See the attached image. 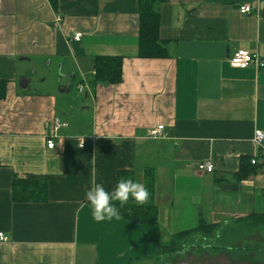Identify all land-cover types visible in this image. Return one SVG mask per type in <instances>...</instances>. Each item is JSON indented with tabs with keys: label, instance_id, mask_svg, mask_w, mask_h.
Instances as JSON below:
<instances>
[{
	"label": "crops",
	"instance_id": "1",
	"mask_svg": "<svg viewBox=\"0 0 264 264\" xmlns=\"http://www.w3.org/2000/svg\"><path fill=\"white\" fill-rule=\"evenodd\" d=\"M244 4L252 14L239 13ZM159 9L169 56L144 59L137 0H0V264H151L172 246L216 249L240 227L262 229L264 141L254 137L264 133V67L229 59L249 51L264 62V3L168 0ZM98 56L123 58L120 84L95 81ZM75 85L84 87L79 107L64 96ZM55 118L67 126L50 149ZM157 125L167 137L149 139ZM256 157L263 168L240 181L242 159ZM205 162L213 172L198 170ZM149 170L156 224L92 219L85 191H111L123 173L145 186ZM29 181L45 199L14 198Z\"/></svg>",
	"mask_w": 264,
	"mask_h": 264
},
{
	"label": "trees",
	"instance_id": "2",
	"mask_svg": "<svg viewBox=\"0 0 264 264\" xmlns=\"http://www.w3.org/2000/svg\"><path fill=\"white\" fill-rule=\"evenodd\" d=\"M138 1V15H139V51L138 57L144 59L153 58H167L169 56L166 49V42L159 38V30L161 26L160 5L168 0H137ZM264 3V0H262ZM94 74L95 81L101 83H108L110 85H117L122 82L123 77V58L122 57H96L94 61ZM8 81L0 79V101L7 97ZM259 157L264 158V153L261 151ZM255 160V164L252 163ZM258 157L242 159V165L238 174L239 180H245L251 175L259 172L263 165H258ZM122 179L130 178V175L122 174ZM153 172L149 170L146 173L145 187L149 192L147 202L142 205H137L129 200L123 207H117L120 210L121 216L131 223L135 224H156L158 222V210L153 203ZM121 179V177H120ZM30 184V185H29ZM34 185V186H32ZM45 187L38 186L35 182H24L22 186H16L14 190V198L17 201L28 200H43L45 199ZM202 227L195 228L177 235L186 236L191 232L201 231ZM213 230L210 227L209 233ZM207 233V234H209ZM183 239V238H181ZM179 249H182V246ZM171 248V247H170Z\"/></svg>",
	"mask_w": 264,
	"mask_h": 264
},
{
	"label": "rangeland",
	"instance_id": "3",
	"mask_svg": "<svg viewBox=\"0 0 264 264\" xmlns=\"http://www.w3.org/2000/svg\"><path fill=\"white\" fill-rule=\"evenodd\" d=\"M33 70L30 73V79L36 87L41 86L39 82L45 77L40 69L38 73ZM60 73L61 71L58 69H50L48 76L55 80H61ZM78 87L75 85L69 94L64 95L67 100H70L69 103L75 107L82 105L78 97ZM259 224L262 229H258L254 233L252 230L242 227L237 230L238 233H230V235H236L228 237V240L230 239L227 243L229 246L220 242L215 249L214 247H200V244H197L196 247H190L187 252H182L179 246H172L168 248L164 256H161L157 261H151V264H264V217L258 221ZM193 241L202 242V237L196 236Z\"/></svg>",
	"mask_w": 264,
	"mask_h": 264
},
{
	"label": "clouds",
	"instance_id": "4",
	"mask_svg": "<svg viewBox=\"0 0 264 264\" xmlns=\"http://www.w3.org/2000/svg\"><path fill=\"white\" fill-rule=\"evenodd\" d=\"M148 198L147 188L131 178L118 180L111 191H106L102 184L97 183L84 193L90 215L96 222L119 221L121 213L116 202L123 207L131 199L135 204L142 205Z\"/></svg>",
	"mask_w": 264,
	"mask_h": 264
},
{
	"label": "built area",
	"instance_id": "5",
	"mask_svg": "<svg viewBox=\"0 0 264 264\" xmlns=\"http://www.w3.org/2000/svg\"><path fill=\"white\" fill-rule=\"evenodd\" d=\"M254 8L250 4H244L239 7V13L242 15L252 14ZM82 37V33H76L74 40L79 42ZM229 64L232 68L235 69H246L250 66H255L258 70L264 67L263 60L259 57L257 53L249 51H237L229 59ZM79 92L84 91L83 86H79ZM67 124L63 123L60 118H55L50 125V132L46 137L47 147L52 149L55 147V140L58 138L59 131L66 127ZM167 137V132L164 125H157L150 129L148 138L152 140L163 139ZM264 141V133L262 131H256L254 142L261 146ZM252 163L255 164V160H252ZM198 170L201 172L211 173L214 171V165L211 162L200 163L198 165ZM7 238L0 234V241L5 242Z\"/></svg>",
	"mask_w": 264,
	"mask_h": 264
},
{
	"label": "water",
	"instance_id": "6",
	"mask_svg": "<svg viewBox=\"0 0 264 264\" xmlns=\"http://www.w3.org/2000/svg\"><path fill=\"white\" fill-rule=\"evenodd\" d=\"M26 81H25V83H23V79L20 81V87L22 88V89H25L26 88Z\"/></svg>",
	"mask_w": 264,
	"mask_h": 264
}]
</instances>
